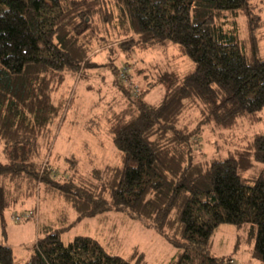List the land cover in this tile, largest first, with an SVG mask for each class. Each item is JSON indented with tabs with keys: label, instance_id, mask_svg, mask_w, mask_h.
Masks as SVG:
<instances>
[{
	"label": "trees",
	"instance_id": "16d2710c",
	"mask_svg": "<svg viewBox=\"0 0 264 264\" xmlns=\"http://www.w3.org/2000/svg\"><path fill=\"white\" fill-rule=\"evenodd\" d=\"M255 1L0 0V218L6 208L42 193L63 198L76 213L75 221L56 229L38 216L42 235L22 264H142L109 252L92 236L64 240L75 222L110 212L153 227L179 248L167 264H237L210 255L222 224L248 227L255 237L252 255L264 264V170L247 175L264 163V132L240 138L225 157L200 154L208 128L262 119L258 32L264 21ZM242 18L246 38L239 33ZM167 44L194 68L182 76L162 73L142 88L114 66L121 56L130 61ZM100 48L108 50L122 93L108 118L118 163L85 174L71 155L65 157L69 167L56 172L45 150L74 103L63 86L68 74L88 78L90 69L102 66L93 58ZM157 84L165 93L150 102L146 96ZM39 206L22 221L36 218ZM67 216L62 212L59 222ZM0 264H17L12 247L0 244Z\"/></svg>",
	"mask_w": 264,
	"mask_h": 264
},
{
	"label": "rangeland",
	"instance_id": "374dc122",
	"mask_svg": "<svg viewBox=\"0 0 264 264\" xmlns=\"http://www.w3.org/2000/svg\"><path fill=\"white\" fill-rule=\"evenodd\" d=\"M255 4L261 9L264 21V3L256 0ZM238 23L239 33L242 38H246L244 18ZM258 35L261 39L260 55L264 58V27ZM108 55L107 49L100 48L94 52V61L102 66L90 69L88 78L75 77L71 73L67 76L62 91L68 97H73L74 103L55 129L52 149L45 150L46 154L51 153L49 162L56 172H62L69 167L65 157L71 155H75L80 160V172L85 174L94 166L118 163V149L108 132V118L112 112L109 110L110 106L122 99V93L114 83L115 75L112 67L108 65L110 62ZM129 60L121 56L114 62V66L121 70L127 69L133 82L142 88L147 87L148 81L155 82L162 73L170 72L182 76L195 66L190 59L180 56L176 46L171 44L148 52H137ZM165 90L164 84H157L146 99L157 102L162 98ZM114 109L119 108L115 106ZM196 116L197 114L193 117ZM261 116V121L257 123L242 118L239 125L233 129L208 128L201 138V156L206 159L213 156L225 157L228 151L238 146L236 142L240 138L264 132V108ZM1 149L0 145V152ZM263 170L264 163H256L247 175L260 174ZM41 197L39 199L37 195L32 198L33 200L6 208L3 220L0 218V244L13 248L17 264H22L29 257L33 243L38 234H41L37 224L38 216L44 217L43 220L51 224L53 229L60 228L65 221L66 223L75 221V211L63 198H55L45 193H42ZM39 203L36 218L21 222L14 221L15 214L32 211ZM62 212L68 216L64 221L59 222L58 217ZM77 235L95 237L109 252L127 258H141L142 264H167L181 251L157 233L153 227H147L143 222L121 212H110L104 216L75 222L71 230L64 234V240L69 241ZM254 241L255 237L250 236L248 227L222 224L211 239L210 255L232 257L237 264H256L257 259L252 255Z\"/></svg>",
	"mask_w": 264,
	"mask_h": 264
},
{
	"label": "built area",
	"instance_id": "2783aa9c",
	"mask_svg": "<svg viewBox=\"0 0 264 264\" xmlns=\"http://www.w3.org/2000/svg\"><path fill=\"white\" fill-rule=\"evenodd\" d=\"M120 75L122 76V78L125 80V81H128V72H127V69H122L121 72H120ZM135 90L138 91V86H135ZM28 217H33V212L32 211H29V212H23V213H20V214H15L13 216L14 218V221L16 222H20Z\"/></svg>",
	"mask_w": 264,
	"mask_h": 264
},
{
	"label": "crops",
	"instance_id": "0c3cea01",
	"mask_svg": "<svg viewBox=\"0 0 264 264\" xmlns=\"http://www.w3.org/2000/svg\"><path fill=\"white\" fill-rule=\"evenodd\" d=\"M256 264H261L259 260L256 261Z\"/></svg>",
	"mask_w": 264,
	"mask_h": 264
}]
</instances>
